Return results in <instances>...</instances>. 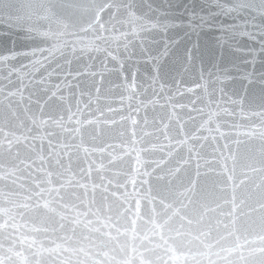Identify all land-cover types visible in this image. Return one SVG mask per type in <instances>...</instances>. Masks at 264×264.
I'll list each match as a JSON object with an SVG mask.
<instances>
[{"label":"water","instance_id":"95a60500","mask_svg":"<svg viewBox=\"0 0 264 264\" xmlns=\"http://www.w3.org/2000/svg\"><path fill=\"white\" fill-rule=\"evenodd\" d=\"M105 2L0 0L5 264L9 258L11 264L124 258L110 238L108 217H115L108 205L131 207L123 194L132 192L135 153L124 152L133 133L143 194L179 207L181 200L189 204L181 194L195 181L196 203L184 211L199 219L201 206L216 201L226 212L231 204L212 188L227 158L237 183L246 177L235 190L247 202L237 213L240 243L244 227L255 234L264 224V172L247 166L260 169L264 144V17L222 11L235 0H111L97 20ZM222 219L219 210L207 212L191 226L193 234L211 235L194 242L181 264H258L252 249L259 242L236 248L235 236L217 225ZM152 259L172 264L163 249Z\"/></svg>","mask_w":264,"mask_h":264},{"label":"snow or ice","instance_id":"6c2138e0","mask_svg":"<svg viewBox=\"0 0 264 264\" xmlns=\"http://www.w3.org/2000/svg\"><path fill=\"white\" fill-rule=\"evenodd\" d=\"M112 6L111 0H107L97 11L96 19L99 20V12L104 11L105 8L111 9ZM222 11L226 14L233 11L238 14L245 12L248 16H251L252 20H255L257 15L264 17V0H235L232 8H222ZM249 35L251 36L252 34L249 33ZM262 48H264V44H262ZM74 115L73 113L68 119L72 120ZM259 115L264 116V112ZM132 123L135 124L136 121L133 120ZM262 125H264V121H262ZM75 131L79 132L80 129L78 128ZM132 135L131 145L126 146L124 155L135 153L136 166L132 169L135 175H132L128 181L132 185V192L129 193L126 191L123 194L125 200L131 207L123 208V202L117 204L114 209L112 205H108L109 210L113 211L115 217H108L115 233L110 238L116 241L117 249L124 257L116 261V264H136L137 261L138 264H154L152 255L156 254L157 249H163L165 255L172 261V264H181L182 261L186 262L191 253L193 243L199 242L203 244L211 235V231H205L203 229H199L196 234H193L191 226L194 223L200 224L207 212H217V210H219L220 216L224 217L222 220H217V225H222L224 229L229 230V236H235L236 248H241L246 244H256L257 241L259 242L257 247L252 249V254L258 256V264H264V224H262L260 232L255 234L248 227H244L243 232L246 235L243 237L244 243H240L241 236L237 234L240 231L237 229V220L239 218L237 213L242 211L241 206L246 205L247 202L243 197L238 198L235 190L246 183V177L245 179H239V183H237L238 178L234 175V170H229L227 167V158L225 164L222 165L223 171L218 174V178L214 182L212 193L216 195L217 199L222 198L225 204H231V207L225 212L220 203L213 201L215 207L206 204L202 205L201 207L205 208L206 211L199 212V219H194L192 215H189L184 210L188 209L189 204L196 203L193 199V196L196 195L195 181L191 182L185 189V192L181 194L187 198L189 204L181 200L179 201V207L174 206L176 201L168 202L167 197L143 194L144 181H141L138 187L136 180V176L141 174L140 166H142L143 161L139 151L135 147V133ZM246 135H251V133H246ZM259 136L264 141V131H261ZM17 142H19V138H17ZM12 145L13 141L8 140L9 151H11ZM2 147L3 143L0 142V148ZM144 150L147 151V149ZM109 163H112V161H109ZM259 163L261 165L260 169L255 168L254 165L247 166L252 167L253 171L264 172V144L261 145V160ZM143 175L149 176L151 173L145 172ZM81 186L86 187L85 185ZM230 186L232 188V194L229 198L227 193ZM48 191H56L58 193L59 189H49ZM189 193L192 195H189ZM220 194H224L223 197ZM201 195L205 196V193L202 191ZM113 196H115V193H113ZM262 196H264V193H262ZM205 198L207 197L205 196ZM117 200H119V197H117ZM37 207H41V205L37 204ZM43 207L48 208L47 201ZM260 209L264 210V200L260 202ZM4 212L5 210H0V214ZM5 226H7V221H5L4 225H0V228ZM248 236H253V239L249 240ZM207 246L211 247L210 244ZM30 247L31 245H29ZM117 249H113V251ZM130 253L134 255H130ZM16 255L20 257L23 254L18 252ZM157 258L162 259L160 257ZM9 262L11 264V258H9ZM0 264H5L4 258H0ZM20 264H27V258H24ZM96 264H101V262L97 261ZM163 264H168V260H163Z\"/></svg>","mask_w":264,"mask_h":264}]
</instances>
